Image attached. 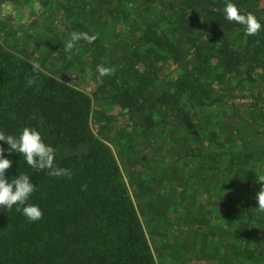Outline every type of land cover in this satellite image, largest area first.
<instances>
[{"label":"trees","instance_id":"16d2710c","mask_svg":"<svg viewBox=\"0 0 264 264\" xmlns=\"http://www.w3.org/2000/svg\"><path fill=\"white\" fill-rule=\"evenodd\" d=\"M228 2L0 0V132L36 128L70 172L51 177L5 152L8 177L32 178L28 203L42 217L0 207V264H264L255 199L264 176V0H232L261 23L255 35L225 19ZM74 31L95 40L66 53ZM236 93L253 100L229 104ZM168 128L185 145L188 178L166 198L148 190L147 217L127 176L137 172L125 168L146 163Z\"/></svg>","mask_w":264,"mask_h":264},{"label":"clouds","instance_id":"9594fccd","mask_svg":"<svg viewBox=\"0 0 264 264\" xmlns=\"http://www.w3.org/2000/svg\"><path fill=\"white\" fill-rule=\"evenodd\" d=\"M224 14L227 21L243 25L246 35H255L261 30L262 25L257 17L250 12L243 13L232 0H229L225 5ZM81 39L93 43L95 36L72 32L70 41L65 45V52H72L75 42ZM36 68L38 65H33V70ZM110 71L109 68L97 66V72L102 76L108 75ZM0 141L5 142L8 146L5 149L0 145V207L11 209L13 206H17V211L22 212L28 221H37L42 217V210L39 205L28 203L35 191L33 180L27 173L22 172L16 176L8 177L6 173L11 169L13 162L5 155V152L19 154L32 169L46 171L51 177L69 176L70 172L68 169L55 165L56 149L45 143L41 133L34 127H24L16 135H6L0 132ZM258 182L261 187L256 193L255 199L258 202L257 209L264 212V176H260Z\"/></svg>","mask_w":264,"mask_h":264},{"label":"rangeland","instance_id":"374dc122","mask_svg":"<svg viewBox=\"0 0 264 264\" xmlns=\"http://www.w3.org/2000/svg\"><path fill=\"white\" fill-rule=\"evenodd\" d=\"M13 7V6H12ZM14 8V7H13ZM10 8V11H15V9ZM34 47V46H33ZM33 54L34 57L39 55L38 51ZM77 86L84 88V90L90 91L91 87H87L81 79L76 83ZM94 86H92L93 88ZM229 102V100H228ZM169 128L166 130H160L157 132L154 140V145L150 148H146V154L148 160L146 163L141 162L142 165H128L125 170H130L131 172H137V176H130L127 172V176L130 179V188L132 194L135 196L139 206L146 211V216H148L147 208L151 206L150 200L151 197L146 195V192L151 189L153 197H163L166 198L170 196V193L182 191L178 185L180 184L179 178H182L185 175V178H188V172H185V166L188 162V157H183L181 155L185 151V145L183 141L174 142L173 139L168 138ZM126 156L127 153H124ZM144 154V153H143ZM145 156V155H144ZM155 156L154 158H152ZM129 157L128 159H130ZM150 158V160H149ZM137 169V171H135ZM171 177L175 181H171ZM133 178L138 179V182H135ZM181 179V178H180ZM179 181V182H178ZM176 187V189H175ZM189 192V190H188ZM186 190V193H188ZM190 194V192H189ZM188 194H186V198ZM181 203V202H180ZM170 218L175 219L172 215H169ZM144 219V218H143ZM145 220V219H144ZM147 220V219H146ZM146 223L151 225L150 221ZM168 221L171 222V219L168 218ZM153 245L155 246L157 242L152 240ZM193 261L188 264H207L206 261Z\"/></svg>","mask_w":264,"mask_h":264},{"label":"built area","instance_id":"2783aa9c","mask_svg":"<svg viewBox=\"0 0 264 264\" xmlns=\"http://www.w3.org/2000/svg\"><path fill=\"white\" fill-rule=\"evenodd\" d=\"M79 77V73H73L71 74V81L69 82L70 84L74 83ZM253 100L252 97L248 96H240L238 93H236V96L232 97L229 99V104H234L236 106L240 105H246L248 103H251Z\"/></svg>","mask_w":264,"mask_h":264}]
</instances>
